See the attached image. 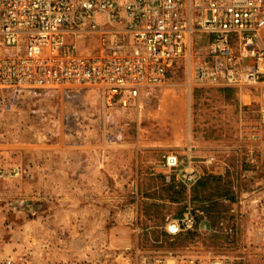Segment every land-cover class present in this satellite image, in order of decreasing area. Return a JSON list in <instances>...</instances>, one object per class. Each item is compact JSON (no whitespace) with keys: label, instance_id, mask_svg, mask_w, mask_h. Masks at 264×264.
<instances>
[{"label":"rangeland","instance_id":"rangeland-1","mask_svg":"<svg viewBox=\"0 0 264 264\" xmlns=\"http://www.w3.org/2000/svg\"><path fill=\"white\" fill-rule=\"evenodd\" d=\"M201 42L194 54L204 53ZM193 61L126 105H108L93 87L20 101L0 93V264H264V85L230 94L193 86ZM169 153L174 171L160 167ZM189 160L196 181L220 176L231 198L157 200ZM187 208L195 226L180 232L193 235L169 233Z\"/></svg>","mask_w":264,"mask_h":264},{"label":"built area","instance_id":"built-area-1","mask_svg":"<svg viewBox=\"0 0 264 264\" xmlns=\"http://www.w3.org/2000/svg\"><path fill=\"white\" fill-rule=\"evenodd\" d=\"M202 40L204 53L194 54ZM191 57L193 86L264 85V0H0L1 94L93 87L108 105H126ZM178 165L170 153L160 161L168 171ZM180 181L196 182L191 160ZM194 226L187 208L166 228Z\"/></svg>","mask_w":264,"mask_h":264},{"label":"trees","instance_id":"trees-1","mask_svg":"<svg viewBox=\"0 0 264 264\" xmlns=\"http://www.w3.org/2000/svg\"><path fill=\"white\" fill-rule=\"evenodd\" d=\"M221 90L227 94H230L232 92V88L225 87L221 88ZM55 90H37V95H46V94H52ZM25 91H21L17 93L15 96H11L9 94H4V96L8 98H12V101H20V98L24 95ZM3 96L0 94V101H2ZM232 194L230 193L228 189V183L223 182L222 177L215 176L211 174H206L201 176L189 189L186 188V186L180 182L175 181L174 178H172L169 182L165 183L162 187L161 195L159 194L157 200H163L164 202H167L169 204H181L184 201L188 200L191 203H197L199 205H203L206 202L210 203L212 200L215 199H229L231 198ZM148 198V196H141V198ZM154 199L153 197H150L148 199ZM156 200V199H154ZM141 203L146 204L144 201ZM151 207H157L159 204L157 203H151L149 204ZM203 210L209 214L210 211L208 210V207L203 206ZM182 210H180L177 214L178 217L182 216ZM185 236L188 237L190 235V231L185 232H179L178 236Z\"/></svg>","mask_w":264,"mask_h":264},{"label":"bare ground","instance_id":"bare-ground-1","mask_svg":"<svg viewBox=\"0 0 264 264\" xmlns=\"http://www.w3.org/2000/svg\"><path fill=\"white\" fill-rule=\"evenodd\" d=\"M240 97V96H239ZM247 96H243L242 94H241V99H243L244 101H247V98H246Z\"/></svg>","mask_w":264,"mask_h":264}]
</instances>
